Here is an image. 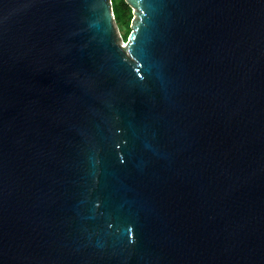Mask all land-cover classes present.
Returning a JSON list of instances; mask_svg holds the SVG:
<instances>
[{
    "label": "water",
    "instance_id": "1",
    "mask_svg": "<svg viewBox=\"0 0 264 264\" xmlns=\"http://www.w3.org/2000/svg\"><path fill=\"white\" fill-rule=\"evenodd\" d=\"M0 0V264H264V0Z\"/></svg>",
    "mask_w": 264,
    "mask_h": 264
},
{
    "label": "trees",
    "instance_id": "2",
    "mask_svg": "<svg viewBox=\"0 0 264 264\" xmlns=\"http://www.w3.org/2000/svg\"><path fill=\"white\" fill-rule=\"evenodd\" d=\"M111 5L115 24L118 29L123 31L122 39L126 41L131 32L132 9L126 4L125 0H111Z\"/></svg>",
    "mask_w": 264,
    "mask_h": 264
},
{
    "label": "rangeland",
    "instance_id": "3",
    "mask_svg": "<svg viewBox=\"0 0 264 264\" xmlns=\"http://www.w3.org/2000/svg\"><path fill=\"white\" fill-rule=\"evenodd\" d=\"M133 12V11H132ZM120 30V29H119ZM120 34H121V37L123 36V31L122 30H120ZM128 39V38H127Z\"/></svg>",
    "mask_w": 264,
    "mask_h": 264
}]
</instances>
